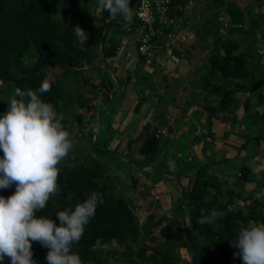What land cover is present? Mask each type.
<instances>
[{"label":"trees","instance_id":"1","mask_svg":"<svg viewBox=\"0 0 264 264\" xmlns=\"http://www.w3.org/2000/svg\"><path fill=\"white\" fill-rule=\"evenodd\" d=\"M204 1V11L208 14L200 24L193 25V30L201 42L211 39L207 45L210 49L208 75L225 83H232L239 76L251 75L255 61L250 66L249 53L237 49L236 34L243 32L242 17L245 15L244 9L238 5L239 0ZM188 2L189 0H173L171 3L172 12L183 21L186 20L183 17L184 5ZM177 5H180L179 9L176 8ZM212 6L216 11L210 10ZM97 7L98 0H0V92L3 84L10 88L9 93L12 94L17 87L22 90H35L47 79L51 90L43 94L42 98L53 104L55 109L67 110L75 104L73 108H77L76 110L84 109L85 112L95 113L96 106L91 103L92 97L86 95L88 90L80 88L76 85V79L71 78H84L83 66L91 67L95 76L101 77L103 67L95 65L100 51L102 58H105L116 49V42L112 40L113 44L109 47L103 42L100 50L99 39L104 30L105 40L107 29L112 28L115 32L123 33L128 26L140 27L135 15L132 22L122 28L125 21L118 25L115 23V16L109 17V13L102 9L97 13ZM219 11L227 14L226 23L219 18ZM77 25L89 34L83 47L76 43L73 33V27ZM48 68H60V75L53 79L47 78ZM208 80L205 79L204 83L207 84ZM4 111L3 99L0 97V112ZM71 113L77 126H80L82 113ZM101 124L107 130L103 120ZM155 130L146 135L138 148L143 155V162L155 160L159 150V138L155 136ZM110 137L111 134L103 136V141H108ZM131 142L129 139V144ZM93 144L95 148L104 151V154H112L106 148V143L102 145L96 139ZM102 162L92 156L87 164H68L61 161L58 165L59 192L50 198L43 212L37 213L52 216L56 220V211L81 202L86 194L96 191L102 195L103 204L97 206L95 216L86 226L83 237L73 247L83 264H110V253L104 245L128 240L136 242L142 235V230L149 232L151 228L159 226L162 219L168 220L159 228V234L164 239L162 245L140 244L134 254L127 258L126 264H214L207 257L204 262L198 261L207 245L215 247L224 264H242L231 241L236 239L241 226L250 221L264 222V209L259 203L236 205V190L223 177L209 170L210 163H203L195 168L194 176L185 191L177 187L180 198L176 202L182 209L187 208V211L183 209V213H179V218L172 211V217L178 222L177 226L165 214L158 218L150 214L143 223H139L127 196L118 195L114 184L107 181V166ZM14 190V185L0 189V195L7 197ZM69 194L72 196L71 200L68 199ZM211 210L223 212L224 215L218 217L214 224H198L201 215L208 214ZM56 222L59 223L58 220ZM178 244L190 254V260L178 256L175 251ZM32 251V258L37 264H46L48 249L34 242ZM4 264H9L7 258Z\"/></svg>","mask_w":264,"mask_h":264},{"label":"crops","instance_id":"2","mask_svg":"<svg viewBox=\"0 0 264 264\" xmlns=\"http://www.w3.org/2000/svg\"><path fill=\"white\" fill-rule=\"evenodd\" d=\"M204 5L203 0H189L184 5L187 40L174 47L168 57L162 50L155 51L150 65L143 63L136 50L138 27H127L126 22L123 33L107 29L103 42L109 47L114 40L116 49L102 59L112 74L97 60L95 65L103 67L101 77L87 67L82 80L85 85H106L99 92L85 89L96 106L95 113L86 111L89 123L85 130L91 128L89 136L94 140L99 132L102 140L111 134L110 149L106 148L113 154L108 155L121 156L133 167L136 180L130 170L123 173L135 191L144 190L151 198L149 187H155L153 198L161 208L160 215L173 206L171 189L185 191L195 168L203 163H210L209 170L236 190V205L259 203L264 209V0L238 1L245 15L243 32L236 34L237 49L248 52L250 66L254 61L255 64L251 75L239 76L232 83L219 82L208 75L207 45L211 39L201 42L193 30V25L200 24L206 16ZM96 11L99 13L100 8ZM224 13L220 11L219 18L227 21ZM115 17L118 25L124 21ZM103 91L107 96L101 98ZM112 103L114 109L105 112ZM101 112L107 130L98 124ZM161 128L172 136L159 137L155 160L143 162L139 146L148 133ZM157 169L161 173L156 174ZM179 198L180 193L177 201Z\"/></svg>","mask_w":264,"mask_h":264},{"label":"clouds","instance_id":"3","mask_svg":"<svg viewBox=\"0 0 264 264\" xmlns=\"http://www.w3.org/2000/svg\"><path fill=\"white\" fill-rule=\"evenodd\" d=\"M129 4L130 0H98L100 9L130 24L133 10ZM73 33L76 43L85 46L88 32L77 25ZM50 90L47 79L35 90L17 87L7 110L0 112V189L15 186L11 195H0V264L5 258L9 264H37L32 258L34 242L48 249L46 264H83L73 247L104 202L100 193L92 191L81 202L56 211V220L37 215L58 194V165L73 149L62 118L42 98ZM223 215L211 210L197 223L214 224ZM231 242L242 264H264V222L241 226Z\"/></svg>","mask_w":264,"mask_h":264},{"label":"rangeland","instance_id":"4","mask_svg":"<svg viewBox=\"0 0 264 264\" xmlns=\"http://www.w3.org/2000/svg\"><path fill=\"white\" fill-rule=\"evenodd\" d=\"M197 1L200 2L202 0H197ZM203 2L205 1L203 0ZM196 6L194 8H196ZM210 10L216 11L214 6H212ZM205 14H208V12H205ZM223 22L226 23L227 21L223 19ZM87 67L88 66H83V75ZM59 75H60V68H48L46 70L47 78L53 79L55 76L57 77ZM74 79H76L78 83L76 85H78L82 89H89L95 92H99L100 87L106 89L105 88L106 85H85V82L82 81L83 78L82 79L79 78L78 80L76 77L71 78V80ZM1 89L2 92H0V97L3 99V108L6 111L8 106L7 102L12 98L13 94L12 92L9 93L10 88L5 84L1 85ZM105 94L106 92L104 91L101 92L100 97L104 98ZM73 107H75V104L69 107L67 110L56 109L58 116L62 118V122L64 121L63 124L65 125L66 130L69 131L70 137L73 142V149L69 153V156L63 160V162H67L68 164H73V163L87 164L90 161L91 156L100 159L101 162L103 161L107 166L106 168L107 170L105 172V174L109 176L107 181L109 183L114 184L115 192L118 195L127 196V198L130 201V204L134 207V212L137 215L139 223H143L150 214H152L154 218L161 217L159 213L161 208L157 206L158 202H154L155 199L153 198L155 187L154 186L149 187V190L151 192L150 195L151 198H149V195L144 190L140 192L135 191V188L133 187L134 185L132 184L131 180H129L128 177L124 175L125 172H128L130 170L132 172L131 175L134 176V179L136 180L138 175L134 173V171H132L133 167H131L130 164H128V162L125 161L123 162L121 156L108 155L106 153L104 154L103 153L104 151H100L98 148H95L93 144L95 140L93 138L91 139V137L89 136V133L92 131L91 128L88 131L85 130L86 123H89V121L86 118L87 113L84 111V109L76 110L77 108L75 109ZM73 111H75V113L80 111V113L84 115L83 120L80 121V127H79L80 130L77 129V121L74 118L73 114L71 113ZM95 120L96 119L93 118L91 121L94 122ZM98 124L102 127L101 121H98ZM100 135L101 132H99V134H97L95 137L100 140L99 142L102 145L106 143V147L110 149L109 140L103 141ZM111 153L113 154V152ZM154 172H156V174L157 172L161 173L158 169L155 170ZM171 191L173 192V206L168 208V211L165 210L164 212H166L165 213L166 216L174 220V223L178 226V222L174 217H172V211L174 216L179 218V213H183V209L176 202L179 196V191L174 188H172ZM184 216L187 218V214H185ZM166 222H168L167 219L166 220L162 219L160 225L151 228L149 232L142 230V235L139 237V239L136 242H131L128 240L119 243L112 242L111 245L108 246L104 245L106 250H108L110 253V256H108L110 264H126L127 258L132 254H134L135 250L140 244H145L149 246V245H155L161 243L162 245L164 239L159 234V228L162 225H164ZM205 250L206 251L203 253V255L198 257L199 262H204L203 261L204 258L207 257L214 264H218V263L224 264L219 259L214 246L207 245ZM175 251L178 253V256L180 258L182 259L185 258L188 260L191 259V256L187 252V250L184 247L179 246V244L176 247Z\"/></svg>","mask_w":264,"mask_h":264},{"label":"built area","instance_id":"5","mask_svg":"<svg viewBox=\"0 0 264 264\" xmlns=\"http://www.w3.org/2000/svg\"><path fill=\"white\" fill-rule=\"evenodd\" d=\"M134 15L140 21L136 37V50L145 65L153 62L155 51L162 50L165 57L173 54V48L187 40L185 22L172 12V0H135ZM176 8L179 9V6ZM163 66V63H162ZM166 73V69L163 67ZM199 131L197 127L196 132ZM155 136H172L166 129H156Z\"/></svg>","mask_w":264,"mask_h":264},{"label":"water","instance_id":"6","mask_svg":"<svg viewBox=\"0 0 264 264\" xmlns=\"http://www.w3.org/2000/svg\"><path fill=\"white\" fill-rule=\"evenodd\" d=\"M104 32H105V30L102 32V34H101V36H100V39H99L100 50H101V46H102V44H103V34H104ZM99 60H100L102 63H104V62H103V59H102V57H101V51H100V53H99ZM104 65H105L106 69L112 74V71H111L110 67H109L108 65H106L105 63H104ZM113 109H114V107H111V108H109V109H106L105 112H111ZM102 114H103V112H101L100 115H99V121H101V116H102ZM186 241H187V240H186ZM187 247L189 248V243H188V241H187Z\"/></svg>","mask_w":264,"mask_h":264},{"label":"bare ground","instance_id":"7","mask_svg":"<svg viewBox=\"0 0 264 264\" xmlns=\"http://www.w3.org/2000/svg\"><path fill=\"white\" fill-rule=\"evenodd\" d=\"M172 1H173V0H172ZM132 2H133V13H134V10H135V4H136V3H135V0H133ZM177 6L180 7V5H177ZM135 17H136V16H135ZM138 20H139V19H138ZM139 22H140V21H139Z\"/></svg>","mask_w":264,"mask_h":264}]
</instances>
